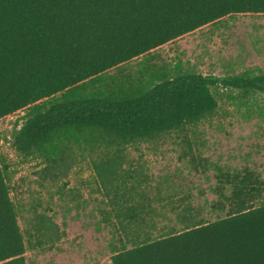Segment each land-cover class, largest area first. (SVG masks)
<instances>
[{
  "label": "trees",
  "instance_id": "obj_1",
  "mask_svg": "<svg viewBox=\"0 0 264 264\" xmlns=\"http://www.w3.org/2000/svg\"><path fill=\"white\" fill-rule=\"evenodd\" d=\"M254 16L264 17V0H0V122L25 112L9 145L21 163H44L42 171L55 179L66 176L75 151L94 156L92 168L108 198L103 220L125 236L110 264H264L257 174L216 167L213 205L225 216L206 222L184 206L176 213L181 229L153 237L147 230L154 210L134 201L135 186L126 184L141 181V173L123 168L127 148L177 137L193 168L205 171L207 160L192 145L196 127L217 113L215 88L264 93V75L162 72L135 81L110 75L198 30ZM13 175L0 151V264H26L28 248L60 238L41 213L22 232Z\"/></svg>",
  "mask_w": 264,
  "mask_h": 264
},
{
  "label": "rangeland",
  "instance_id": "obj_2",
  "mask_svg": "<svg viewBox=\"0 0 264 264\" xmlns=\"http://www.w3.org/2000/svg\"><path fill=\"white\" fill-rule=\"evenodd\" d=\"M248 71L264 75V17H239L220 28H203L110 75L135 81L155 79L162 72L226 77ZM215 95L217 113L196 127L197 143L192 145V152L200 151L207 160L205 171L193 168L186 145L177 137L126 149L123 168L141 173V181L126 184L135 186L134 201L148 203L147 208L154 210L149 216L154 227L147 230L153 237L171 226L180 230L176 213L184 206L206 222L225 216L224 209L213 205L217 201L212 191L216 167L251 170L263 182L264 198V93L243 96L237 89L218 86ZM24 116L25 112L18 113L0 122V151L14 172L11 198L17 206L18 223L25 234L31 219L41 213L51 218L60 234L52 245L28 248L26 264H110L112 252L125 236L103 220L108 198L92 168L94 156L75 151L70 170L58 179L42 171L44 163H21L8 140ZM170 202L178 205L177 211H170Z\"/></svg>",
  "mask_w": 264,
  "mask_h": 264
}]
</instances>
